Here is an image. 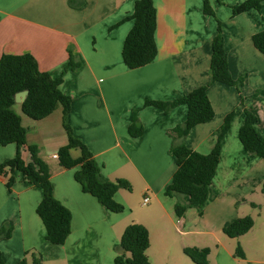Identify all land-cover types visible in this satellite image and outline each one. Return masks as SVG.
I'll use <instances>...</instances> for the list:
<instances>
[{
	"label": "crops",
	"instance_id": "obj_1",
	"mask_svg": "<svg viewBox=\"0 0 264 264\" xmlns=\"http://www.w3.org/2000/svg\"><path fill=\"white\" fill-rule=\"evenodd\" d=\"M73 1L82 3L0 0V58L5 53H31L41 71L53 78L61 76L60 89L72 97L69 124L100 164L102 176L112 181L127 179L132 192H138L143 200L149 198V206L136 205L127 194L131 191L121 188L115 199L126 209L114 212L85 192L75 178L79 167H62L53 157L69 139L62 106L36 120L25 114L17 102L22 124L27 128V143L39 148L50 167L56 198L72 212V230L64 244L49 242L45 224L37 213L43 190L26 183L19 171L14 173L16 180L9 188L8 175L0 174V228L12 229L10 237L0 238L6 264H19L26 252H30L27 257L31 252L41 253L44 264H115L122 234L130 223L144 224L150 236L155 227L167 231L169 222L176 226L181 223L187 227L186 232L212 235L223 230L235 207L239 217L240 205L249 201L257 206L251 199L264 181V159L244 148L239 130L245 120V111L240 109L245 96V102H249L245 106L257 114V129L264 134V94L252 97L264 87V55L253 43V35L264 29V6L260 11L252 9L228 16L240 28L238 37L234 38L237 32L232 25L231 35H224L230 71L235 78L246 74L248 79L242 91L220 82L208 88L215 116L190 131L184 140L188 147L209 153L226 115L237 112L224 138L203 212L193 207L180 217L175 205L188 198L165 194L178 168L169 131L184 123L188 106L182 104L166 113L155 105H145V101L174 100L210 81L218 23L214 16L203 12L204 0H154L158 55L152 62L132 69L124 63L122 51L134 25L133 19L125 18L133 13L136 0ZM212 3L217 13L222 2ZM71 56L78 65H70ZM135 110L144 126V133L138 137L129 133ZM16 153L15 143L0 144V164ZM72 155L79 157L81 150L72 149ZM22 156L30 161L28 150L24 149ZM216 208L221 212L213 218L210 211ZM196 222L200 228L192 227Z\"/></svg>",
	"mask_w": 264,
	"mask_h": 264
},
{
	"label": "trees",
	"instance_id": "obj_2",
	"mask_svg": "<svg viewBox=\"0 0 264 264\" xmlns=\"http://www.w3.org/2000/svg\"><path fill=\"white\" fill-rule=\"evenodd\" d=\"M72 4L80 5L82 2ZM221 1V0H219ZM263 0H244L232 5L233 15L250 11L261 10ZM203 12L206 15L216 16L212 0H204ZM125 19H133L134 25L126 36L122 56L129 68L142 67L152 62L158 55L156 42V29L158 25L157 8L154 0H136L131 15ZM255 47L264 55V29L253 35ZM70 65H78L70 57ZM248 77L246 74L235 78L229 67L228 50L222 32L221 22H218V31L213 39L212 58L210 65V81L189 93L174 100H154L147 98L145 105H155L164 109L166 113L173 108L186 104L188 114L184 123L177 125L169 131L172 137L171 152L175 155L178 168L172 181L165 189L168 196H186L187 201H179L175 205L178 216H183L191 207H198L200 212L210 196V187L217 173L220 162L223 142L229 132L236 110L229 112L222 125L216 130V142L213 149L201 153L185 144V137L198 124L206 123L215 116V110L208 95L211 84L220 82L239 88L244 85ZM62 77L53 78L49 73L40 70L38 61L31 53L10 54L5 53L0 58V144L17 145L16 155L0 164V174L8 175L7 186L12 187L16 180L14 173H22L26 183L40 187L43 198L37 207V213L46 227V239L54 244H64L72 230V212L54 194L51 171L48 163L40 156L36 145H28L27 128L22 124L20 114L16 111V94L29 90L26 99L21 103L22 110L30 117L39 120L53 113L62 106L63 123L68 133V143L58 150V159L62 167L74 168L76 180L82 185L85 192L96 196L107 209L114 212H123L126 206L115 199L119 189L132 190L131 183L125 178L115 181L105 179L101 167L87 145L77 137L68 121L71 111L72 97L60 89ZM264 94V87L257 89L252 97ZM245 120L239 130V138L244 148L264 159V134L257 129L258 116L245 106ZM138 110L133 113L129 126L131 136L138 137L144 133V126L137 116ZM79 148L81 155L75 158L72 149ZM30 152V161L27 162L22 151ZM254 218L250 215L239 217L227 224L223 231L229 237L235 238L247 233L254 226ZM11 228H0V238L10 237ZM120 251L115 258V264H153L147 254L150 247V234L148 228L141 223H130L124 230L120 240ZM184 252L197 264H209V247L186 246ZM19 264H43L41 253L31 252ZM236 255L245 258L241 245ZM0 264H6L0 251Z\"/></svg>",
	"mask_w": 264,
	"mask_h": 264
},
{
	"label": "rangeland",
	"instance_id": "obj_3",
	"mask_svg": "<svg viewBox=\"0 0 264 264\" xmlns=\"http://www.w3.org/2000/svg\"><path fill=\"white\" fill-rule=\"evenodd\" d=\"M237 1L239 0H221L222 3L217 6V13L216 16H214L217 23L221 22L223 35L227 33L230 36L232 31L230 29H232V27L229 28V26L232 25L235 27V32L237 33L234 35V38L240 35V30H237L240 28L239 25H237L238 23L234 24L232 20L230 21L228 16H234L232 5L237 3ZM238 89L242 91L243 85ZM241 100L244 101L245 105L249 104V102H245V96H243ZM240 107V109H244L243 106ZM15 109L18 113H22L19 105H16ZM127 194L131 196L132 201L136 205L140 204L143 206L145 204L144 206L148 208L149 204L144 203L143 197L138 192L131 191V193ZM252 197L251 201L257 206H253L248 201V203H244L238 207V213L241 214L239 217L250 215L254 218V226L247 233L232 238L224 233L223 230H216L212 235L198 232H186L187 227L183 226L181 223L179 226H176L169 222L167 231H159L155 227L151 232L150 247L147 250L151 262L153 264H197L184 252V247L187 245L189 247H209V264H264V181L257 186L255 194H253ZM152 202L153 200L151 203ZM195 208L199 209L198 207ZM201 212H203V209ZM210 212L213 218H216V216L220 214L221 209L216 208ZM236 214L237 208L235 207L234 211L229 213V220H227L226 225L239 218ZM184 215H186V212ZM216 223L217 221L213 225L214 228H217ZM192 227L200 228V223L196 222ZM239 245H241L245 252V258L236 255Z\"/></svg>",
	"mask_w": 264,
	"mask_h": 264
},
{
	"label": "water",
	"instance_id": "obj_4",
	"mask_svg": "<svg viewBox=\"0 0 264 264\" xmlns=\"http://www.w3.org/2000/svg\"><path fill=\"white\" fill-rule=\"evenodd\" d=\"M28 94H29V90H27V89L18 92L16 94V102L22 103L26 99V97H27Z\"/></svg>",
	"mask_w": 264,
	"mask_h": 264
},
{
	"label": "built area",
	"instance_id": "obj_5",
	"mask_svg": "<svg viewBox=\"0 0 264 264\" xmlns=\"http://www.w3.org/2000/svg\"><path fill=\"white\" fill-rule=\"evenodd\" d=\"M53 157L58 158V154H54ZM148 200H149V198H148V197H145V198H144V203H147Z\"/></svg>",
	"mask_w": 264,
	"mask_h": 264
}]
</instances>
